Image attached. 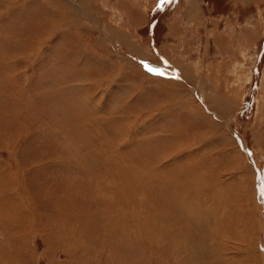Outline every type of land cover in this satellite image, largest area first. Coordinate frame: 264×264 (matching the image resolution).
I'll use <instances>...</instances> for the list:
<instances>
[{"label": "rangeland", "instance_id": "374dc122", "mask_svg": "<svg viewBox=\"0 0 264 264\" xmlns=\"http://www.w3.org/2000/svg\"><path fill=\"white\" fill-rule=\"evenodd\" d=\"M102 180L216 214L183 264H264V0H0V264H173Z\"/></svg>", "mask_w": 264, "mask_h": 264}, {"label": "bare ground", "instance_id": "6f19581e", "mask_svg": "<svg viewBox=\"0 0 264 264\" xmlns=\"http://www.w3.org/2000/svg\"><path fill=\"white\" fill-rule=\"evenodd\" d=\"M45 35V34H44ZM30 48V47H29ZM34 48V47H33ZM32 51V50H31ZM33 52V51H32ZM154 78V77H153ZM158 78V77H157ZM156 78V79H157ZM155 79V78H154ZM160 79V78H159ZM15 137V136H14ZM117 166V165H116ZM121 168V167H120ZM157 168V167H156ZM155 168V169H156ZM123 168H121L119 170V172L122 170ZM153 171V170H152ZM156 171V170H155ZM153 171V172H155ZM114 172V170H113ZM110 175L111 178L112 176H114V179H118V177L120 175H122L124 172H122V174H120L119 176L114 172ZM111 173V172H110ZM125 178V177H122ZM132 178V177H131ZM134 178V177H133ZM159 179V178H158ZM130 183L134 184L136 183V179L134 180H129ZM159 182H162L164 184V187H167L169 185L166 186V184H168L167 182H165L163 179H159ZM165 182V183H164ZM99 186L98 189L99 190H103L105 191V196L103 197V201H104V212H108L111 215L118 217L120 219H122V221L128 225L130 228H132V232H140L141 230L139 229L141 226H144L145 224L152 227V229L150 230V232H146L145 235L150 234L151 236H157V237H161V239L159 240L160 243V247L161 249H165L166 248V243L169 242V248L168 251H171V256L174 258L173 260V264L178 263H184L185 260H187V256L184 255L185 253V249H187L189 247V242H188V238H190L188 236V226L185 223L181 222V217H180V212H182V219L185 220H189L192 221V217H193V224L196 225V227L200 226V224H202L201 222H203L204 220L207 219V216H215L216 214L214 212H210L209 209H197L195 211V213H192L194 211H192V208H189L187 206H185V204H188L187 201L189 200H185V194L186 192H183L181 190V192L177 195L176 193H174L173 195V200L176 199L175 201V214H171L170 212L167 211V209L162 208L161 210H159V207H157L156 203L157 201H155L156 203L154 204V202H151L149 204L146 203H140V196L139 194L142 196L144 195V191L142 192L141 189L138 191L137 188H135L134 185L128 183V185L126 184V191L123 192L119 189V186H114V184L112 182H108L106 180H102L101 182H99ZM156 183V182H154ZM158 183V182H157ZM119 184L121 185V183L119 182ZM161 184V183H160ZM175 184V183H174ZM173 184V185H174ZM156 185V184H155ZM158 185V184H157ZM172 185L171 188H173L174 186ZM183 186V184H181ZM188 187V185H186ZM123 187V186H122ZM179 187V186H178ZM121 188V187H120ZM180 188V187H179ZM147 189V188H145ZM166 189V188H165ZM183 189V188H182ZM188 190V188H187ZM100 191V193H101ZM179 191V190H178ZM139 192V193H138ZM99 193V192H98ZM126 193V194H125ZM125 194V201H119V196L120 198L122 197L121 195ZM153 194V193H152ZM188 194V193H187ZM189 196V195H188ZM112 198L114 201H117L115 203H113V201H111ZM116 198V199H115ZM153 198V197H152ZM97 199V198H96ZM118 199V200H117ZM59 200V199H58ZM73 201V200H72ZM146 201V200H145ZM183 201H186L185 203ZM192 201V200H191ZM190 201V202H191ZM194 201V200H193ZM61 202V201H60ZM59 202V203H60ZM71 202V201H70ZM98 203V202H97ZM139 203V204H138ZM184 203V204H183ZM195 203V202H194ZM101 204V203H100ZM158 204V203H157ZM198 204V203H197ZM116 206L117 209L118 207H120L121 205H125L123 209L119 210V213H113L111 211L113 206ZM156 205V206H155ZM159 205V204H158ZM190 205V204H189ZM193 205V204H192ZM197 206V205H196ZM169 207V206H168ZM115 209V208H114ZM116 209V210H117ZM216 209V208H215ZM103 210V209H102ZM98 211L99 208H98ZM96 212V214H94V212H89V217L92 218V220H95V222H101L103 219L101 217V215H99V212ZM115 212V211H114ZM98 214V215H97ZM77 215V214H76ZM73 216V215H72ZM88 217V218H89ZM104 217V216H103ZM200 219V220H199ZM88 220V219H87ZM216 222L217 219L215 218ZM118 222V221H117ZM121 222V221H120ZM88 223V222H87ZM123 223V225L125 226V224ZM90 224V223H89ZM122 225V224H121ZM238 225V224H237ZM123 226V227H124ZM98 227V226H97ZM115 227V226H114ZM102 229V228H101ZM100 229V230H101ZM109 229V228H108ZM144 229V228H143ZM212 229V228H211ZM100 230H98L97 232H99ZM106 230V229H105ZM107 231V230H106ZM111 231V230H110ZM124 231V230H123ZM128 232V231H127ZM100 233H102L100 231ZM99 233V237H104L103 235H101ZM106 233V232H105ZM109 233V232H108ZM120 233L121 231H119L118 229H113L112 233L113 235H107V236H113L114 240H119L120 239ZM98 234V233H97ZM122 234V233H121ZM133 234V233H132ZM136 234H133V236H136ZM144 234V233H143ZM77 235V234H76ZM106 235V234H105ZM140 233L137 235L139 236ZM144 235V236H145ZM140 237V236H139ZM110 238V237H109ZM127 239V238H126ZM135 239V238H133ZM100 240V239H99ZM104 241V240H103ZM122 243H124L125 245V240H120ZM119 241V242H120ZM138 241L135 240V242ZM116 242V241H115ZM130 243V241H129ZM192 244V242H190ZM10 244V243H9ZM128 244V243H127ZM190 244V246H191ZM168 246V244H167ZM119 248L123 250V248L120 246ZM127 248V247H126ZM125 248V249H126ZM195 248V247H194ZM189 249V248H188ZM119 250V249H118ZM167 250V249H165ZM164 250V252H165ZM193 250V249H192ZM120 251V250H119ZM126 252V251H125ZM194 252V251H193ZM188 254V253H186Z\"/></svg>", "mask_w": 264, "mask_h": 264}]
</instances>
